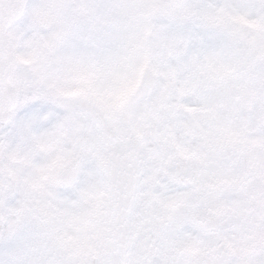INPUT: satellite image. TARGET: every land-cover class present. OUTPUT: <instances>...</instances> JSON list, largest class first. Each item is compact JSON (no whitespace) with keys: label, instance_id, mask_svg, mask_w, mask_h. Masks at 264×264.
I'll return each instance as SVG.
<instances>
[{"label":"snow or ice","instance_id":"obj_1","mask_svg":"<svg viewBox=\"0 0 264 264\" xmlns=\"http://www.w3.org/2000/svg\"><path fill=\"white\" fill-rule=\"evenodd\" d=\"M0 264H264V0H0Z\"/></svg>","mask_w":264,"mask_h":264}]
</instances>
